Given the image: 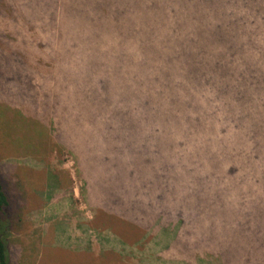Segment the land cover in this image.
Instances as JSON below:
<instances>
[{
  "label": "rangeland",
  "instance_id": "1",
  "mask_svg": "<svg viewBox=\"0 0 264 264\" xmlns=\"http://www.w3.org/2000/svg\"><path fill=\"white\" fill-rule=\"evenodd\" d=\"M8 264H264V0H0Z\"/></svg>",
  "mask_w": 264,
  "mask_h": 264
},
{
  "label": "trees",
  "instance_id": "2",
  "mask_svg": "<svg viewBox=\"0 0 264 264\" xmlns=\"http://www.w3.org/2000/svg\"><path fill=\"white\" fill-rule=\"evenodd\" d=\"M7 206L8 201L0 181V264H8L6 237L12 225V219Z\"/></svg>",
  "mask_w": 264,
  "mask_h": 264
}]
</instances>
